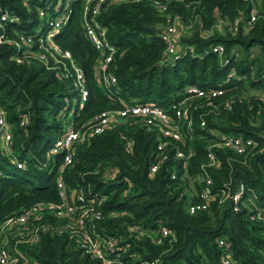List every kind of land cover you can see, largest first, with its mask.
I'll use <instances>...</instances> for the list:
<instances>
[{
  "label": "trees",
  "instance_id": "16d2710c",
  "mask_svg": "<svg viewBox=\"0 0 264 264\" xmlns=\"http://www.w3.org/2000/svg\"><path fill=\"white\" fill-rule=\"evenodd\" d=\"M154 1L107 3L98 12L116 47L107 64L115 84L107 88L95 76L97 53L82 33L79 1L73 2L55 39L83 72L87 94L82 102L72 101L77 91L69 76L57 78L36 59L17 62L13 44L0 43V114L10 134L9 146L0 143V223L32 203L58 200L55 181L60 175L67 193L82 186L87 196L103 197L101 217L90 222L101 234L116 238L112 254L122 264L155 258L160 264H219L218 238L228 241L238 264H264V221L249 219L245 205L232 211L227 200L219 201L221 188L241 181L264 203V0H157L164 10ZM41 5L43 0H0V9L18 15L19 30L27 29ZM253 8L255 20L245 30L239 17L247 18ZM167 17L177 18V50L183 48L173 59H164L159 37ZM234 19L236 30L229 24ZM218 20H223L220 28L215 26ZM0 33H8L6 24L0 25ZM216 43L222 44L224 64L211 49ZM231 68L234 74L227 80ZM189 84L227 89L216 108L203 104L192 112L189 132L181 122V138L165 146L151 175L148 166L155 160L157 137L141 121L123 119L74 144L71 163L61 169L63 152H48L65 128H80L97 112L120 107L118 98L149 100L170 110ZM225 101L229 107L220 105ZM222 133L241 134L257 144L248 154L237 153L214 144ZM176 147L190 149L189 155L175 157ZM208 150L214 165H206ZM112 171L113 178L107 177ZM204 176L211 180L212 195L205 209L190 213L187 204L199 200ZM67 224L68 217L65 228ZM161 225L169 230L163 236ZM27 250L39 264H105L81 253L67 230L40 231Z\"/></svg>",
  "mask_w": 264,
  "mask_h": 264
},
{
  "label": "built area",
  "instance_id": "2783aa9c",
  "mask_svg": "<svg viewBox=\"0 0 264 264\" xmlns=\"http://www.w3.org/2000/svg\"><path fill=\"white\" fill-rule=\"evenodd\" d=\"M27 3V0H25ZM75 0H43V5L36 9L34 21H29L25 30L17 29L19 17L15 13H10L6 9H0V25L6 24L8 33H0V43L7 42L13 44L16 49L14 59L22 62L27 59H36L47 69L51 70L57 78L70 77L77 94L72 101L82 102L87 94L84 86L83 72L71 56L68 49L61 48L56 42L55 37L60 36L68 19L72 4ZM79 1L80 27L83 35L90 42L92 48L97 53V65L95 66V76L99 84L107 88L115 84V76L107 69V64L111 61L116 47L109 40L106 34V26L99 20L98 12L101 7L107 3H116L127 0H77ZM155 7L164 10L165 6L157 0L153 2ZM256 16V10L250 9L247 18L239 17L242 28L249 29ZM31 20V19H30ZM232 30L238 28V19L229 23ZM223 25V20H218L215 24L217 28ZM201 34L206 35L207 29H202ZM12 35V37H10ZM159 37L164 43V59H173L183 53V48L177 50V40L179 38V29L177 27L176 17H167L165 23L160 27ZM221 58L223 51L222 44L216 43L211 47ZM186 50L191 53V48ZM226 58H221V63H225ZM234 74L231 68L226 73V79ZM227 87L219 85L212 87H200L196 84L185 86L183 96L177 99L170 110L162 107L153 101H125L118 98L121 102L120 107L103 109L97 112L88 121L87 125L80 128L68 126L62 133L55 138L49 148V154L63 152L62 161L58 166L61 169L64 165L71 163L72 149L74 144L84 141L90 136L101 133L111 125L122 121L130 122L141 121V126L145 130L154 132L157 137L155 160L148 166V174H153L158 168L161 160L162 151L170 140L180 139L181 122L185 125L186 132L191 130V114L201 105H209L216 108L218 99L223 96ZM222 106L229 107L225 101ZM24 118L20 120L22 124ZM203 125L204 121L199 120ZM217 140L214 144L231 148L237 153L248 154L255 146L256 141L250 137L241 134L222 133L216 134ZM0 143L9 146L10 134L0 114ZM129 144V143H127ZM209 149V146H207ZM190 149L185 152L176 147L174 156L186 158ZM206 165H214L215 159L213 153L208 150L206 153ZM17 166H21V161H16ZM60 171V170H59ZM115 171L108 174L107 177L113 178ZM176 176L175 170H172L170 177ZM203 187L197 192L199 198L196 202L187 204L188 212L205 209L207 201L210 199L209 184L211 180L208 176L202 177ZM56 192L58 200H41L23 207L16 214L9 215L0 223V264H39L36 258L28 253L27 248L36 243L40 231L46 229L57 232L66 231L76 238L77 248L81 253L90 258L100 259L105 264L119 263L117 257L112 253L115 251L116 238L113 235H103L91 224V220L101 217V211L98 204L103 199L102 196H87L82 186L70 190L67 193L65 184L60 175L56 176ZM227 200L232 211L239 210L241 205L248 209L247 216L252 220L264 221V203L260 204L256 200L255 192L243 182H237L236 187L225 186L220 190L219 201ZM56 217L59 222L54 223L49 218ZM68 217V224L65 228V219ZM87 221V222H86ZM12 229V230H11ZM169 232L165 226H159L160 235ZM218 244L221 246L219 264H238L230 252L228 241L218 238ZM121 263V262H120ZM122 264V263H121ZM137 264H160L158 259L141 260Z\"/></svg>",
  "mask_w": 264,
  "mask_h": 264
},
{
  "label": "water",
  "instance_id": "95a60500",
  "mask_svg": "<svg viewBox=\"0 0 264 264\" xmlns=\"http://www.w3.org/2000/svg\"><path fill=\"white\" fill-rule=\"evenodd\" d=\"M158 63H159V62H156V65H158ZM236 183H237V181H235V183H234L232 189H234V188L236 187ZM228 207H229V205H228Z\"/></svg>",
  "mask_w": 264,
  "mask_h": 264
},
{
  "label": "rangeland",
  "instance_id": "374dc122",
  "mask_svg": "<svg viewBox=\"0 0 264 264\" xmlns=\"http://www.w3.org/2000/svg\"><path fill=\"white\" fill-rule=\"evenodd\" d=\"M255 49V48H254ZM69 116H70V111H68V114H67V119L69 118Z\"/></svg>",
  "mask_w": 264,
  "mask_h": 264
}]
</instances>
